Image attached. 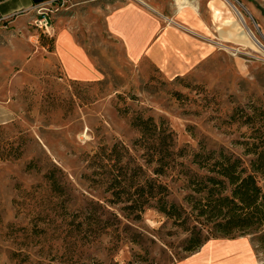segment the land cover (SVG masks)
Here are the masks:
<instances>
[{
    "label": "rangeland",
    "instance_id": "1",
    "mask_svg": "<svg viewBox=\"0 0 264 264\" xmlns=\"http://www.w3.org/2000/svg\"><path fill=\"white\" fill-rule=\"evenodd\" d=\"M129 2L157 17L155 44L174 57L171 68L129 59L107 32L106 16ZM43 13L48 32L35 11L0 21V114L16 118L0 125V264H264L250 235L185 253L175 221L123 209L135 197L114 192L132 171L114 182L87 163L120 143L186 207L201 147L246 164L264 158V0H65ZM67 42L96 78L69 75ZM139 118L157 129L141 138Z\"/></svg>",
    "mask_w": 264,
    "mask_h": 264
},
{
    "label": "trees",
    "instance_id": "2",
    "mask_svg": "<svg viewBox=\"0 0 264 264\" xmlns=\"http://www.w3.org/2000/svg\"><path fill=\"white\" fill-rule=\"evenodd\" d=\"M132 126L138 129L141 138L157 129L152 119L139 118ZM255 155L246 164L233 154L201 147L192 154V162L203 172L186 174V181L191 185V194L183 198L186 207L168 201L167 187L146 174L120 143L99 147L87 163L92 170L102 169L114 182L125 176L127 170L132 171L131 184L124 183L123 192H114L117 197L121 193L135 197L123 209L140 215L152 208L175 221L187 233L183 251L193 253L211 239L246 235L253 238L258 248L264 249V158L261 154ZM44 179L52 189L63 188L54 175H45Z\"/></svg>",
    "mask_w": 264,
    "mask_h": 264
},
{
    "label": "crops",
    "instance_id": "3",
    "mask_svg": "<svg viewBox=\"0 0 264 264\" xmlns=\"http://www.w3.org/2000/svg\"><path fill=\"white\" fill-rule=\"evenodd\" d=\"M59 0H0V21L33 12L38 7L49 6ZM107 32L124 45L129 59L137 60L148 56L158 63H165L161 48L156 46L158 19L154 13L139 3L129 2L114 8L106 16ZM69 56L65 59L69 75L72 77L96 78V71L88 58L82 54L73 42H67ZM163 49V48H162ZM174 58V57H173ZM172 57L166 62L172 63ZM172 60V61H171ZM16 118L1 117L0 125H5Z\"/></svg>",
    "mask_w": 264,
    "mask_h": 264
},
{
    "label": "built area",
    "instance_id": "4",
    "mask_svg": "<svg viewBox=\"0 0 264 264\" xmlns=\"http://www.w3.org/2000/svg\"><path fill=\"white\" fill-rule=\"evenodd\" d=\"M65 0H59L57 1L58 3H62ZM43 7H38L36 8L34 11L37 15V17H39L37 20H35V26L38 27L40 30H44L46 32H48V28H49V19L47 18V16L43 13Z\"/></svg>",
    "mask_w": 264,
    "mask_h": 264
},
{
    "label": "bare ground",
    "instance_id": "5",
    "mask_svg": "<svg viewBox=\"0 0 264 264\" xmlns=\"http://www.w3.org/2000/svg\"><path fill=\"white\" fill-rule=\"evenodd\" d=\"M175 2H176V4L179 6L180 4H181V0H174ZM162 47L164 48V46L162 45ZM160 58H161V60H167L168 58L170 59L171 57L170 56H160ZM172 61V60H171ZM166 67L167 68H171V63L168 61L166 64ZM148 223L150 224V225H153L154 223L152 222V221H148Z\"/></svg>",
    "mask_w": 264,
    "mask_h": 264
}]
</instances>
